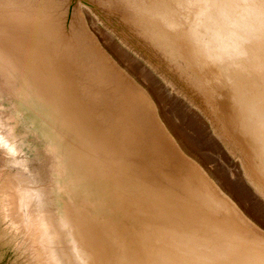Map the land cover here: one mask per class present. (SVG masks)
<instances>
[{
	"label": "bare ground",
	"instance_id": "obj_1",
	"mask_svg": "<svg viewBox=\"0 0 264 264\" xmlns=\"http://www.w3.org/2000/svg\"><path fill=\"white\" fill-rule=\"evenodd\" d=\"M139 2L158 8L154 18L204 83L216 78L207 88L210 98L218 90L227 92L225 117L251 165L250 176L237 171L246 186L248 181L264 192V0ZM25 27L15 17L0 16V69L19 85L35 130L58 157L55 208L52 214L45 211L62 231L75 264H264V239L253 235L196 167L182 172L164 154L158 161L163 182L158 181L147 168L125 160L130 156L124 147L128 126L121 139L102 112L93 118L70 92L53 97L50 87L57 80L45 65L48 45L35 36L29 39L33 36ZM11 111L2 114L6 124ZM121 120L127 124V113ZM186 123L195 134L188 142H203L197 124ZM230 187L236 201L248 202L249 212L264 214L248 186L235 180ZM13 189L8 181L0 188L3 222L17 211ZM32 217L18 250L26 243L33 261L28 264H44L40 238L46 233L45 216Z\"/></svg>",
	"mask_w": 264,
	"mask_h": 264
},
{
	"label": "rangeland",
	"instance_id": "obj_2",
	"mask_svg": "<svg viewBox=\"0 0 264 264\" xmlns=\"http://www.w3.org/2000/svg\"><path fill=\"white\" fill-rule=\"evenodd\" d=\"M139 1L0 0V16L15 17L26 25L28 34L33 36L29 39L33 40L35 36L48 45L46 57L50 59H45V65H49L51 75L57 80V85L50 87L53 97L70 92L86 106L93 118L102 112L109 119L106 125L109 128L112 126L113 132L121 139H125L123 126H128V143L124 147L130 156L124 157L125 160L134 166L147 168L154 178L163 182L158 172V161L162 155L166 154L171 167L182 172L195 166L173 153L167 137L155 126L151 102L158 124L171 138L173 145L203 171L254 231L264 238V214L249 212L248 202L236 201L231 193L230 184L236 180L241 186H248L255 194L253 198L261 201L264 209V192L259 194L260 191L255 190L251 182L246 181V186L237 171L240 168L243 174L250 176L251 165L235 141L231 131L233 124L225 117L230 105L227 92L218 90L215 97L210 98L207 88L210 82H217L216 78H210L205 84L154 18L153 12L158 8L146 7L145 3ZM51 8L55 9L56 19L49 15ZM68 29L81 35L85 42L72 36L63 37L61 34ZM48 33L55 37L54 42L46 36ZM54 43L63 44V48L55 47ZM79 43L97 46L108 65L119 73L126 84L142 90L150 102L142 93L124 85L94 55V50L81 47V55L78 52ZM176 74L180 91L175 83ZM192 97L197 98L198 105ZM26 108L19 85L0 69V115L4 110L10 112L13 109L8 116L11 123H5L6 115H2L4 120L0 116V188L8 181L18 199L17 211L9 221L3 222L0 216V264H28L32 261L29 260L31 254L26 250V243L21 250H18V246L25 239L27 230H30L32 216L38 213L45 216L46 233L40 238V257L44 264H64L66 261L67 264H75L66 250L62 231L52 223L51 215L47 216L55 208L52 186L58 170V157L49 149L48 140L35 130V119L29 118ZM126 113L129 121L124 125L121 118ZM188 119L197 124L206 147H202L201 140L195 145L188 142V137H195L187 126ZM225 147L237 153L238 161ZM244 167L247 173L243 171ZM234 212L241 220L235 208ZM244 225L250 230L248 225ZM4 227H7V236L2 233ZM22 250L24 255L21 254ZM69 257L71 260H68Z\"/></svg>",
	"mask_w": 264,
	"mask_h": 264
},
{
	"label": "water",
	"instance_id": "obj_3",
	"mask_svg": "<svg viewBox=\"0 0 264 264\" xmlns=\"http://www.w3.org/2000/svg\"><path fill=\"white\" fill-rule=\"evenodd\" d=\"M54 11H55V9L54 8H51L50 9V11H49V15H51L54 19H56V17H55V15H54ZM54 21H56V20H54ZM53 21V22H54ZM51 30V29H50ZM59 31H60V33H61V29H60V27H59ZM63 37H66V38H68L69 36H72V38L73 37H75V38H77V39H79L80 38V40L82 41H84L85 42V40H84V38L81 36V35H78L77 33H75L74 31H72V30H70V29H68V31H66V33H65V31L63 32V34H61ZM46 36L49 38V39H51L52 38V41L54 42L55 41V37L54 36H52V34H50V33H48V34H46ZM54 45H55V47H62L63 48V44H61V43H54ZM81 45V46H80ZM79 53H81V55H82V48L81 47H87V49H91V50H94L93 51V53H94V55L96 56V57H98L99 58V60H102V62L103 63H105L106 64V66H107V68L111 71V72H113L118 78H119V80L124 84V85H126L128 88H130V89H133V90H135V91H138V92H140V93H142V95L145 97V99L148 101V102H150L149 101V99L147 98V96L145 95V93L142 91V90H140L139 88H136V87H134V86H132V85H128V84H126V82L123 80V78L119 75V73H117V72H115L109 65H108V63H107V60L105 59V57L103 56V53H102V51L97 47V46H95V45H88L87 43H79ZM81 55H79L78 54V56L79 57H81ZM65 73L67 74V72L65 71ZM175 76V83H176V87H177V89L179 88V83H178V80H177V78L176 77H178V74H176V75H174ZM178 91H180L179 89H178ZM178 91H177V93H178ZM177 95H179V94H177ZM192 100L195 102V104L196 105H198V100H197V98H194V97H192ZM150 104H151V116L153 117V120H154V123H155V126L157 127V129H159L160 130V132H162L163 133V135L164 136H166L167 137V140L169 141V145H170V147H171V149H172V151H173V153H175V155H176V157H178L179 159H182V160H184V161H186L187 163H190V164H192V165H194L197 169H198V171H199V173L211 184V186L214 188V190L217 192V194L220 196V197H223V198H225L236 210H237V212H238V216L241 218V220L242 221H244V223L246 224V225H248V227L250 228V230L252 231V233H253V235H255L256 237H259L260 239H264L263 237H261L260 235H258L255 231H254V228H252L251 227V224L245 219V218H243L242 216H241V214L239 213V210L235 207V205L232 203V202H230L229 201V199L226 197V196H224L223 194H221L218 190H217V188L214 186V184H212V182L207 178V176L203 173V171L195 164V163H193L191 160H189L187 157H185L174 145H173V142L171 141V138L165 133V131L163 130V128L158 124V122H157V120H156V118H155V116H154V108H153V105H152V103L150 102ZM212 133V132H211ZM226 148V147H225ZM227 150H228V153L229 154H231V156H233V157H235L236 159H237V161H238V155H237V153H235L234 151H231V149H230V147H227L226 148Z\"/></svg>",
	"mask_w": 264,
	"mask_h": 264
}]
</instances>
